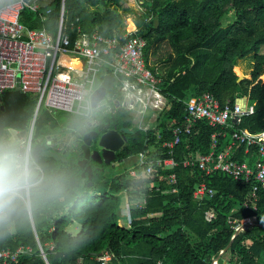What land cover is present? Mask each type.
<instances>
[{"label":"trees","instance_id":"16d2710c","mask_svg":"<svg viewBox=\"0 0 264 264\" xmlns=\"http://www.w3.org/2000/svg\"><path fill=\"white\" fill-rule=\"evenodd\" d=\"M51 4L50 14L25 9L23 24L29 29L57 32L65 4L66 32L80 26L84 32L97 30L112 37L121 33L126 15H135L137 35L147 42L146 67L162 80L160 89L171 100L167 121L157 128L163 141L172 138L175 127L184 123L186 103L206 93H213L221 105L248 97L256 112L244 117L235 129L251 133L264 129V81L253 85L248 79L238 82V76L248 78L250 70L244 71L241 59L254 55L253 80L264 69V55L260 54L264 50V0H142L141 14L126 0H53ZM260 78L264 79V72ZM10 96L24 110V119H32L37 99L16 91L0 98L9 102ZM7 114L6 104L4 111L0 108V116L6 120ZM54 116L41 108L34 139L49 132L48 127H57ZM132 120L124 111L107 120L128 136L117 161L163 143L156 141L157 131H131ZM220 130L200 120L177 147L176 159L209 154L211 136ZM91 152L86 146L81 158H71L67 163L40 158L49 175L63 177L64 192L60 197L35 202L31 209H21L0 226V249L16 250L20 245L33 249V254L19 264H121L123 248L142 243L151 252L138 264H213L231 242L229 261L219 264H264V189L254 202V184L184 168L174 171L178 177L175 185L166 180L171 174L166 170L155 171L145 180L128 179L126 173L106 176ZM243 152L244 147L239 148V162L245 160ZM145 183L156 186L144 191ZM200 184L214 192V197L201 205L193 200ZM123 196L128 202L147 197L144 209L132 210L130 228L120 223ZM245 203L250 205L247 210ZM209 210L217 213L211 222L205 219ZM253 218L256 221L251 223ZM75 224L81 226L78 235L69 231ZM245 224L251 225L234 237L236 228ZM106 254L112 257L109 263L100 261Z\"/></svg>","mask_w":264,"mask_h":264},{"label":"built area","instance_id":"2783aa9c","mask_svg":"<svg viewBox=\"0 0 264 264\" xmlns=\"http://www.w3.org/2000/svg\"><path fill=\"white\" fill-rule=\"evenodd\" d=\"M51 1L0 0V97L7 92L19 91L37 97L39 110L43 106L51 113L81 115L85 110V101L90 102V97L97 88L102 64L107 59H112L114 76L121 75L126 79L121 92L129 103H124V108L136 110L139 107L141 111L149 108L163 109L164 97L157 90V80L146 68V41L137 35V29H125L122 34L117 33L112 37L103 36L97 31L91 34L79 31L77 41L73 42L71 37L64 33L63 26L59 28L57 35L46 29L26 28L21 21L24 9H37L38 2L50 4ZM47 13H50V10ZM72 57L84 61L86 70L63 64L64 58ZM71 75H77L80 80L73 81ZM255 112L254 104L243 107L239 103L227 102L221 105L213 93H206L189 103L188 125L176 127L174 138L165 141L162 146L170 155H174L184 137L192 134L193 127L200 120L208 121L210 127L217 129L230 122L239 125L244 117L252 116ZM218 137L216 134L212 135L213 143L209 155L188 160L184 167L198 169L206 176L222 173L239 183H254L251 199L256 202L257 193L264 189V130L259 133L234 130L231 134L233 144L258 149L259 159L255 170L246 164L230 161L226 152L217 153ZM28 139L32 142V134ZM150 155V152H146L140 156L139 169L130 170L132 177L148 179L159 169L175 170L180 167L174 160H153ZM169 180L177 184V175H170ZM212 197L214 192L204 184L194 193L197 201ZM249 207V203H245L244 209ZM215 217L214 212L207 213L208 221ZM129 224H132V220H129ZM32 254V248L25 245L17 250L0 249V264H19ZM110 259V256H105L100 261L106 262ZM214 264L218 262L215 261Z\"/></svg>","mask_w":264,"mask_h":264},{"label":"crops","instance_id":"0c3cea01","mask_svg":"<svg viewBox=\"0 0 264 264\" xmlns=\"http://www.w3.org/2000/svg\"><path fill=\"white\" fill-rule=\"evenodd\" d=\"M9 1H13V0H9ZM27 1L32 2L33 0H27ZM52 1H51V3H52ZM126 1H127L128 5H134V0H126ZM38 3L39 4H36L37 9H32V8H25V9H30V10H32L34 12H42V11L46 10V14H50L51 13V11H52V9H51L52 4L51 3L50 4H44L42 2H38ZM25 9H24V11H25ZM48 10H50V13H47ZM23 12H22V14H23ZM65 14H66V6L64 4L63 8H62L61 24H59V28H61L63 26V29H64ZM21 21H22V17H21ZM127 24L130 25L129 23H127ZM131 25L133 27L130 30L135 29L134 23H132ZM59 28H58L57 32L50 31L47 28H42V29H46L51 34L57 35L58 31H59ZM125 29H128V28H124L123 27L121 33L120 32H116V34L117 33L118 34H122ZM32 30H40V29L32 28ZM79 31L81 33L91 34V33L95 32L97 30H94L93 32L87 33V32L82 31L81 27L79 26V27L74 28L70 33L66 32L64 30V33L66 35H69L73 42H76L77 39H78V32ZM73 36H76V38L74 39ZM146 46H147V42H146ZM144 56H145V53H144ZM112 62H113L112 59H107L106 62L103 63L102 66H101L102 68H101V71H100V73L98 75V78H97V81H98L97 82V88L93 92L92 96L90 97L91 105H92L93 96L95 95V93L98 90H100L102 88V85L104 84L105 80L108 77H113L114 78L113 87L111 89H107L106 90L103 99L97 104L96 110L92 107L94 112H93V114H92V116H91V118L89 120L86 121L84 119V117L82 115H79V114H72L71 115V114H67L65 112H52L54 115L56 113H62L63 117L59 118V117H57V115L54 116L56 122L58 123L57 127L56 128L48 127L49 132H46L43 136L38 138V139H41V143L44 146V151H48V149H49L47 147V137L48 136H53V135L55 136V138L52 140L53 146L56 147V148H59V149L62 148L63 151H66V149H64L65 145H63V143H65V142L67 143V141H64V140L65 139L68 140L69 137L75 138V136H76L77 132L79 131V129L81 127H84L86 125V123H89V127L90 128L95 127L94 131H97L100 134V136H103V135L107 134L108 132H110V130L111 131H115L116 130V131L120 132L121 134L122 133L125 134L126 136H124V137L126 138V144L123 147V149H124L126 147V145L128 144V136H127V134L123 130L119 131L117 127H114L113 125L110 124V122L107 121V120H109L110 116L116 115L118 112H123V111L126 112V114L133 119L132 120L133 128L131 129V131L133 129H138V130H142V131H149V130L157 131L158 135L156 136V141L157 142L163 141L164 136H163L162 133H160L157 130V128H158V126L160 124H162L165 121H167V115H168L167 112H169L170 109H171V100L165 93L162 92V89H160V85H162V80L158 79L155 76V74L146 67L147 70L151 71L153 73V75L155 76V78L157 80V90L160 93V95H163V97H164L165 106L163 107L162 110H157L156 108H149L148 110L141 111V108H139V107H137L136 110H129V109L123 107V104L124 103H129V101L124 99V95L121 92V89L123 88V83H124V81L126 79H125V77H123L121 75H115L114 76L113 70H112V67H111ZM72 63L75 64V67H71ZM145 63H146V58H145ZM63 64L68 66V67H71V68H74V69L76 68V69H79V70H86V68H87L84 61H82L81 59H78V58H74V57L69 58V59L68 58H64L63 59ZM73 76H76L78 78V80H76V82L80 80V78L77 75H73ZM236 76H238V75H236ZM13 92H15V91H13ZM16 92H19V91H16ZM19 93H21V92H19ZM9 94H12V93H9ZM10 97H11V101H9V102H6V101L3 102V100L0 101V108H1L2 111L5 110V105L6 104H7V107H8L7 119L4 120V118L2 116H0V137H4L6 130L12 128V129L16 130V134L13 135V137H15V138H17V135L21 134L22 132L26 133L25 134V138L26 139H28L30 134H32V144L34 146V144L37 143V141H38V139H34L35 122H36V119H37V117H38V115H39V113L41 111V108L43 110L47 111L50 114H52V113H51L50 110L46 109L43 106L39 110L38 98L35 97L37 99V105H36V108H35V111H34V115H33L32 119L26 120V119H24V117L22 115L24 110L20 109L16 105V99L13 96H10ZM197 98H199V97H197ZM197 98H192L191 100H189L186 103L187 104V109H186V115H185V118H184V123L182 125H179V126H184L185 127V126L188 125V121H187V119L189 118L188 105H189V103L192 100L197 99ZM236 103L241 104L243 107H246V106H249V105H253L252 103H250L249 98L246 97V96L241 98V99H239V100H237ZM144 114H148V115L144 116ZM134 121H135V123H134ZM196 124H195V126H196ZM105 125H107L108 127L104 128ZM194 127H193V129H194ZM235 128H236V124L233 123V122H230L229 124H227L225 126L219 127V129H221L220 132L215 133L216 135L219 136L218 137L219 144L217 146V153H225L226 152L228 154V156H229V160L230 161H232V162H234L236 164H241V165L242 164H246V165L249 166V168H251L252 170H255V164H256V162L259 159L258 149L256 147L248 149V148H246V146H242V145H239V144H233L232 139H231V134H232V132L234 130H237ZM229 129H232V132H226ZM263 130H261V131H263ZM192 132H193V130H192ZM123 134H122V136H123ZM187 136H190V135H187ZM187 136H185L184 139ZM6 137H8V136H6ZM220 137L223 138L222 141L220 140ZM173 138H174V135H173L172 138H170L168 140H172ZM168 140H165V141H168ZM165 141H163V143ZM94 142H93L92 146H89L88 144H85L84 141H83V144H82V146L80 148L81 152H78V149L75 147L73 149V152H69V153H67L65 155L67 161L71 159V158H69L71 155H73L72 158H77V157L81 158L82 154L84 152V148L87 146V147L91 148V151H92L91 152V157H92V159L95 162H97L98 164H100L101 166H103V168L105 169L103 171H104L106 176H115V177H117V176H122L123 174L126 173L128 179H131V180L132 179H134V180H145V179H142L140 177H132L130 175V170L139 169L140 156L144 155L146 152L142 153V154H139L138 156H135V157L138 158V162H136V163L132 164L131 166L127 167L126 169H124V171L122 173H117V174L110 175V174H107V170H108V168L110 166L111 167L115 166V164L117 162H123V161H126L127 159H130V158H126V159H124L122 161H117L118 160V155L123 151V149H122L121 152L117 153V159L114 162H112L110 164H108L106 162L100 163L99 161H96L93 158L94 153L98 149V148L95 149V146H97V143L96 142L94 143ZM212 143H213V139H212V136H211V145H210L209 154L211 153ZM162 144H160L159 146L158 145H154L153 147H151V149H149L148 152H150V154H151L150 157L153 160L171 159V160H174L176 163H178L180 165V167L175 169V170H172V169H170V170L159 169V170L170 171L171 172L170 175H174V174L177 175L176 172H174V171L179 170L181 168L186 169L184 167V163L186 161L191 160V159H199L202 156L209 155V154H207V155H196V154H193L191 156H186L183 160L179 161V160L176 159V152H175L174 155H170V153L167 151V149L163 148ZM241 147H244V152H243V156L245 158L244 162H239L237 160V155H238V152H239V148H241ZM216 155H218V154H216ZM40 158H44V157H40ZM40 158H39V160H40ZM45 159H47V158H45ZM48 160H52V159H48ZM196 170H198V169H196ZM220 174H222V173H220ZM223 175H225V174H223ZM225 176H227V175H225ZM166 180H168L172 185H175L169 180V176L166 177ZM236 183H239V182H236ZM239 184H243V183H239ZM251 184L253 185L254 183H251ZM148 185H147V183H145L143 185V190L144 191H145V189L147 190L148 187H152V186L155 187L156 186V184L150 185V186H148ZM200 185H198L196 187V189ZM196 189L194 190V193H195ZM145 196H147V195L145 194ZM145 196L143 198L134 199V200H132L130 202H128L126 197L123 196V199H122L123 201H122V204H121V207H120L119 216H120V220L121 219H126L127 220L129 228L131 227V225L129 224V220H132V222L134 221L133 218H132V210H142V209H144L146 207V205H147V197H145ZM211 199H204L203 201H197V200H195L194 194H193V200L199 205H201L203 202L211 200ZM141 205H142V208H140ZM209 212H214L216 217H217V213L214 210L206 211L205 219H206L207 222H211V221L207 220V213H209ZM152 216L153 215H151L149 217H152ZM216 217H215V219H216ZM31 219H32V217H31ZM254 221H256V218H253V219L250 220L251 223H253ZM32 222H33V219H32ZM33 224L35 226V220H34ZM69 231L74 234L75 231H81V226L78 225V224L72 225L69 228ZM20 246H22V245H20ZM28 247H31V246H28ZM11 250H13V249H11ZM105 256H109V255L106 254ZM229 257H230L229 250L226 253H224V250H223V252L220 254V257L218 259H216L215 261H217L218 264L222 260H225V262H227V261H229ZM110 258L111 259L109 261H106L105 263L111 262L112 261V257L110 256ZM121 264H125V256L124 255H123V262ZM159 264H162V263H159Z\"/></svg>","mask_w":264,"mask_h":264},{"label":"clouds","instance_id":"9594fccd","mask_svg":"<svg viewBox=\"0 0 264 264\" xmlns=\"http://www.w3.org/2000/svg\"><path fill=\"white\" fill-rule=\"evenodd\" d=\"M94 110L85 101L81 115L87 121ZM64 179L49 175L39 162L30 139L0 137V226L35 202L60 197Z\"/></svg>","mask_w":264,"mask_h":264},{"label":"water","instance_id":"95a60500","mask_svg":"<svg viewBox=\"0 0 264 264\" xmlns=\"http://www.w3.org/2000/svg\"><path fill=\"white\" fill-rule=\"evenodd\" d=\"M155 26H157V21H155ZM246 78H243L242 76H238V82L243 81ZM114 78L108 77L104 84L102 85V88L98 90L95 95L92 98V107L96 110L97 104L103 99L105 92L107 89H111L113 87ZM1 101V98H0ZM35 119V118H34ZM95 127L90 128L89 123H86L84 127H81L79 131L77 132L75 139H83L85 144H88L89 146L93 145V142L95 141L97 143V151L94 153L93 158L96 161H99L100 163L106 162L108 164L114 162L117 159V153L121 152L123 147L126 144V138L122 136V134L118 131H110L107 134L100 136V134L97 131H94ZM16 134V130L10 128L6 130L4 137H13V135ZM25 132H22L21 134L17 135V138H25ZM19 136V137H18ZM55 138V136H48L47 137V147L49 148L48 151H44V146L41 143V139H38L37 143L34 144V151L36 153V156L39 160L40 157H44L47 159H52L55 162H61V163H67V159L65 155L69 152H73V149L76 147V144L73 142V138L69 137L67 140V143H63L65 145L64 149L66 151H63V149H58L53 146L52 140ZM103 153V154H102ZM98 157L101 158V160H98ZM31 217L34 222V216L31 210ZM251 224H245L240 226L235 233L236 237L239 235L244 229L249 227ZM232 242L228 245V247L224 250V253L228 252L229 248L231 247ZM219 261V260H218ZM263 264V263H260Z\"/></svg>","mask_w":264,"mask_h":264},{"label":"rangeland","instance_id":"374dc122","mask_svg":"<svg viewBox=\"0 0 264 264\" xmlns=\"http://www.w3.org/2000/svg\"><path fill=\"white\" fill-rule=\"evenodd\" d=\"M141 1L142 0H134V5H129L130 8L134 11H136L138 14L142 13V8H141ZM134 19H135V15H126L125 16V22H124V28H128L129 30L133 27L131 24L134 23ZM127 23H129L130 25H128ZM261 55H264V50L261 51L260 53ZM239 61V60H238ZM237 61V62H238ZM236 62V64H237ZM244 63V64H242ZM253 63V64H252ZM241 64L243 65L244 71L246 72L248 69L249 70V75H248V80H252V85L255 84L258 80H264L261 79V73L264 72L261 71L258 76L256 77V80H253L252 78V73L254 70V64H255V57L254 55H251L250 57H247L245 59H242ZM72 65V64H71ZM70 78H72L73 81L78 80V78L76 76L71 75ZM57 115V117L62 118L63 114L62 113H56L55 116ZM148 114H144V116H146ZM136 121V120H135ZM134 121V123H135ZM137 123V122H136ZM73 155H71L69 158H72ZM138 162V158L137 157H132L130 159H127L126 161L123 162H117L115 164V166H110L107 170V174H117V173H122L124 171V169H126L127 167L131 166L132 164ZM120 223L122 226L124 227H128V222L126 219H121ZM80 233V231H75V235H78ZM150 252L151 249L149 246H147L146 244L142 243L136 246H131V247H124L123 248V255L125 256V264H138L141 261L149 258L150 256ZM119 264V263H118Z\"/></svg>","mask_w":264,"mask_h":264},{"label":"flooded vegetation","instance_id":"af4514ba","mask_svg":"<svg viewBox=\"0 0 264 264\" xmlns=\"http://www.w3.org/2000/svg\"><path fill=\"white\" fill-rule=\"evenodd\" d=\"M108 126L107 125H105L104 126V128H107ZM111 131V130H110ZM123 134V133H122ZM123 136H126L125 134H123ZM64 141H67V139H65ZM83 139H75V138H73V142L76 144V148L78 149V152H81L80 151V148H81V146H82V144H83ZM95 143V142H94ZM98 147L97 146H95V149H97ZM59 149V148H58ZM103 154V153H102ZM98 160H101V158L100 157H98ZM103 170H105L104 168H103Z\"/></svg>","mask_w":264,"mask_h":264},{"label":"bare ground","instance_id":"6f19581e","mask_svg":"<svg viewBox=\"0 0 264 264\" xmlns=\"http://www.w3.org/2000/svg\"><path fill=\"white\" fill-rule=\"evenodd\" d=\"M71 67H75V64H74V63H72ZM243 78H244V77H243Z\"/></svg>","mask_w":264,"mask_h":264}]
</instances>
